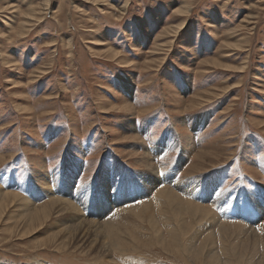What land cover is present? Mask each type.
I'll use <instances>...</instances> for the list:
<instances>
[{"label":"rangeland","instance_id":"obj_1","mask_svg":"<svg viewBox=\"0 0 264 264\" xmlns=\"http://www.w3.org/2000/svg\"><path fill=\"white\" fill-rule=\"evenodd\" d=\"M8 193L0 264H264V0H0Z\"/></svg>","mask_w":264,"mask_h":264},{"label":"bare ground","instance_id":"obj_2","mask_svg":"<svg viewBox=\"0 0 264 264\" xmlns=\"http://www.w3.org/2000/svg\"><path fill=\"white\" fill-rule=\"evenodd\" d=\"M133 139H135V138H133ZM149 166V165H148ZM133 178V177H132ZM192 188V187H191ZM141 190V189H140ZM167 190V189H166ZM169 190V189H168ZM166 193V192H165ZM4 194H6V193H4ZM9 194H11V193H8V195ZM169 194H171V193H169ZM134 195V194H133ZM168 195V194H167ZM4 196V195H3ZM168 198H169V196H167ZM15 199H16V196L15 195H9V196H7V199H5V203L2 205V207H1V209H0V216L2 215V213H3V211L4 210H6V207H10V206H12L13 205V203H14V201H15ZM178 199V198H177ZM25 204V203H24ZM66 202L65 201H63V200H60V199H51V201L48 203V205H50V211H52V210H54V209H58V211H65V210H67V207H69L72 211H77L78 209L73 205V204H71V203H69V206H66ZM54 206L56 207V208H54ZM99 207H103V206H101L100 204L98 205ZM134 209V208H133ZM147 209V208H146ZM71 211V212H72ZM46 214H48V212H46L44 209H35V210H33V212L31 211V213H29V219L30 220H36V221H38V220H40L41 218H43V216L44 215H46ZM72 214V213H71ZM43 215V216H42ZM67 215V214H66ZM62 216H64L62 219L64 220L65 219V215H62ZM79 216V215H78ZM84 220H85V218H84ZM85 222V221H84ZM84 224V223H83ZM86 224V223H85ZM89 224H90V222H89ZM152 224H155L154 223V221L152 220ZM108 225V227L110 226L109 224H107ZM83 226V225H82ZM82 226H80V227H82ZM86 226V225H85ZM106 226V225H105ZM154 226V225H153ZM73 227V226H72ZM76 227V226H75ZM80 227H77L76 228V232H81L82 231V228H80ZM111 227V226H110ZM79 228V229H78ZM107 228V227H106ZM83 229H85V227L83 228ZM89 229V228H88ZM88 229L86 228V230H85V232L86 233H88V232H90V231H88ZM108 229V228H107ZM114 229H115V227H114ZM68 230V229H67ZM73 231V230H72ZM88 231V232H87ZM68 232V231H67ZM65 234V233H64ZM68 234V233H67ZM99 235V234H98ZM66 236V235H65ZM96 236H97V234H96ZM95 236V237H96ZM56 237H58V236H56ZM55 237V238H56ZM69 238V237H68ZM119 240V239H118ZM95 241V240H94ZM69 242H70V239H69ZM177 242H178V240H177ZM60 243H62V244H64V245H66V244H71V242L70 243H68V239H66V237H64V239H62L61 240V242ZM97 243H99V242H97ZM62 244H60L61 246H62ZM89 244H90V241H89ZM125 246V245H124ZM90 247H91V245H90ZM96 247V246H95ZM102 248H103V246H101ZM60 248V247H59ZM91 249V248H90ZM92 249H94V248H92ZM91 249V250H92ZM111 250V249H110ZM103 251V250H102ZM90 252H92V251H90ZM98 252V251H97ZM106 252V251H105ZM102 253V252H101ZM100 253V254H101ZM104 253V252H103ZM102 255V254H101Z\"/></svg>","mask_w":264,"mask_h":264}]
</instances>
